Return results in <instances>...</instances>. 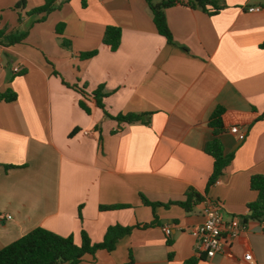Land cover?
Listing matches in <instances>:
<instances>
[{"label": "crops", "instance_id": "crops-1", "mask_svg": "<svg viewBox=\"0 0 264 264\" xmlns=\"http://www.w3.org/2000/svg\"><path fill=\"white\" fill-rule=\"evenodd\" d=\"M43 3L0 0V31L26 33L0 42V92L17 95L0 100V249L36 227L79 244L82 231L97 243L109 225L155 221L78 264H264V216L251 218L248 206L251 175H264V0L168 6L171 42L145 0H57L44 19L28 13ZM107 25L121 31L114 51L102 43ZM100 85L103 109L90 95ZM217 105L224 150L234 155L207 187L203 146ZM127 113L140 119H115ZM189 188L218 202L223 221L244 226L225 253L207 258L187 232L203 220V199L190 211L175 204Z\"/></svg>", "mask_w": 264, "mask_h": 264}, {"label": "trees", "instance_id": "trees-1", "mask_svg": "<svg viewBox=\"0 0 264 264\" xmlns=\"http://www.w3.org/2000/svg\"><path fill=\"white\" fill-rule=\"evenodd\" d=\"M57 0H44L40 6L32 8L29 14H42L40 19H44L46 15L52 12L57 5ZM152 14V20L156 31L164 36L168 42L172 41V35L166 23L164 9L168 6L175 4H186L190 6H199L205 9L207 4L215 3V0H188L184 3L181 0H161L153 2V0H145ZM19 5V3L17 4ZM215 6V5H214ZM217 9L218 7L215 6ZM215 9V10H216ZM62 23L56 25V32L61 34ZM26 36V33H9L4 34L0 31V42L7 44H15L21 42ZM121 31L118 26L107 25L102 33V43L109 46L114 51L120 44ZM63 44L69 43L68 40L62 39ZM264 48V41L260 44ZM96 53V49L80 53L81 58H89ZM83 96L87 93L81 87L74 86ZM106 93L103 92L102 86H98L93 90L90 95L94 99L96 105L103 109L102 97ZM16 93L12 89H7L0 92V100L12 101L16 99ZM80 107L89 112L87 106L83 102H79ZM107 116L106 112H104ZM224 107L217 105L208 117V126L211 128V137L205 141L203 150L212 158V170L207 179V187L211 186L216 179L223 173L226 166L233 158V152L226 153L220 135L224 132L222 123V114ZM116 120L122 122H133L140 119L139 114L127 113L118 115ZM10 166V165H6ZM249 186L252 190L256 191V198L249 203V209L252 211L251 218L262 219L264 216V175L254 174L251 175ZM207 188L205 189V192ZM203 199L201 194L193 188H189L185 192V199L175 202V204L182 207L185 211H190L194 205ZM142 202L156 206V203L148 201L142 196ZM127 205H100V210L114 209L119 207H126ZM155 218V217H154ZM136 224L134 226H122L120 224L109 225L104 233L103 239L100 242L92 243L86 232H81V241L79 244L74 242L72 235L62 236L42 227H36L20 238L5 245L0 249V264H78L84 254H94L97 250L104 249L112 251L118 240L125 234L129 233L133 227L143 226L147 227L154 223ZM195 259L189 260L187 263H194Z\"/></svg>", "mask_w": 264, "mask_h": 264}, {"label": "built area", "instance_id": "built-area-1", "mask_svg": "<svg viewBox=\"0 0 264 264\" xmlns=\"http://www.w3.org/2000/svg\"><path fill=\"white\" fill-rule=\"evenodd\" d=\"M186 3L188 0H181ZM261 6H248L247 11H260ZM231 132H236L237 127L230 128ZM218 183V179L214 181ZM219 203L209 198L202 200V214L203 220L187 228V232L198 243L201 251H204L207 258H212L216 254L225 253L226 246H229L237 234L244 229V226L239 225L233 221L225 222L222 220ZM10 218V215L7 216ZM164 233L170 234V228L164 226ZM250 253L244 254L245 260H250Z\"/></svg>", "mask_w": 264, "mask_h": 264}]
</instances>
